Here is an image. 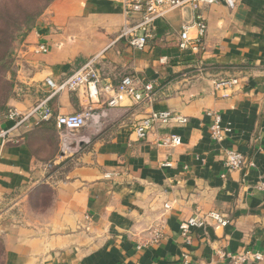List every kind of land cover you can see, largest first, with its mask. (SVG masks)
Returning <instances> with one entry per match:
<instances>
[{"label": "crops", "instance_id": "crops-1", "mask_svg": "<svg viewBox=\"0 0 264 264\" xmlns=\"http://www.w3.org/2000/svg\"><path fill=\"white\" fill-rule=\"evenodd\" d=\"M201 14L204 47L192 55L176 47L187 9L157 21L147 47L135 50L115 40L124 16L113 1L51 4L24 42L11 108L26 113L47 99V78L61 83L94 56L102 84L131 75L154 95L107 108L109 94L90 100L85 88L64 91L47 101L50 120L34 118L0 145V264H228L222 255L238 253L264 264V194L253 188L264 181V0H239L232 10L216 3ZM41 44L46 53L35 52ZM217 79L240 84L215 90ZM88 108V125L63 139L55 117ZM159 111L187 123L139 140L136 124ZM212 114L229 129L220 143L210 138ZM9 126L0 119L1 129ZM167 135L181 145H161ZM226 150L251 166L226 170ZM211 211L227 225L191 229L187 244L180 225Z\"/></svg>", "mask_w": 264, "mask_h": 264}, {"label": "built area", "instance_id": "built-area-1", "mask_svg": "<svg viewBox=\"0 0 264 264\" xmlns=\"http://www.w3.org/2000/svg\"><path fill=\"white\" fill-rule=\"evenodd\" d=\"M120 5L124 16V23L116 37V41H124L130 48L135 50H144L149 40L153 37L156 30V22L164 19L174 10H189L191 18L182 23L177 35L176 47L181 52H189L192 55H199L203 51L204 39L207 26L201 14V9L205 6H211L216 3H223L229 9H234L239 0H111ZM35 52L46 53L44 45L35 47ZM99 56L88 59L83 65L66 77L61 83H55L51 79L45 80L50 93L46 100L39 102L26 113H20L16 109H9L3 117L4 121L10 122V126L5 129L0 128V145H5L12 141V135L18 131H28L31 120L36 118L39 121H48L52 118V113L47 108V101L55 95L68 91L75 92L85 88L90 100L97 99L102 94H109L106 101L107 108H115L123 99H129L132 102L140 103L142 101H151L153 98V86L151 84L142 85L138 88L136 78L131 75H125L116 86L111 84H102L100 75ZM161 65L167 63V59L162 57L159 60ZM201 69V68H200ZM202 70V69H201ZM200 70V72H201ZM238 79H217L213 82L215 90H229L239 86ZM213 122L209 128L210 138L216 143L223 140L224 133L229 129H223L219 115H211ZM93 118L91 108L86 111L71 115H58L55 117V126L65 139V135L76 133L83 130ZM187 119L177 116L170 111L152 112L146 118L141 120L134 127V133L139 140L145 137L155 128L166 127L170 124L185 125ZM182 143L177 135H167L161 139V145L166 147H177ZM247 163L243 154L226 150L224 155V166L228 171H240L245 168ZM50 167V165L48 164ZM164 166H170L165 163ZM254 189L264 194V181L257 183ZM169 209L168 204L164 205ZM228 220L216 211L208 212L204 215L196 214L180 225L181 236L186 243L189 242L191 229L204 228L211 225L214 230L225 227ZM159 234H155L152 242H157ZM228 260V264H247L251 259L260 261L258 254L238 253L234 255H222ZM187 264V263H184Z\"/></svg>", "mask_w": 264, "mask_h": 264}, {"label": "rangeland", "instance_id": "rangeland-1", "mask_svg": "<svg viewBox=\"0 0 264 264\" xmlns=\"http://www.w3.org/2000/svg\"><path fill=\"white\" fill-rule=\"evenodd\" d=\"M54 1L0 0V119L12 109V94L25 55L24 42L38 28Z\"/></svg>", "mask_w": 264, "mask_h": 264}, {"label": "trees", "instance_id": "trees-1", "mask_svg": "<svg viewBox=\"0 0 264 264\" xmlns=\"http://www.w3.org/2000/svg\"><path fill=\"white\" fill-rule=\"evenodd\" d=\"M8 111H9V109L6 111L5 115L8 113ZM5 115H4V116H5ZM4 116H3V117H4Z\"/></svg>", "mask_w": 264, "mask_h": 264}]
</instances>
